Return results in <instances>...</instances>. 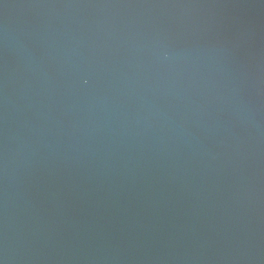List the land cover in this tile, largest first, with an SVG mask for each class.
Here are the masks:
<instances>
[{"label": "water", "instance_id": "1", "mask_svg": "<svg viewBox=\"0 0 264 264\" xmlns=\"http://www.w3.org/2000/svg\"><path fill=\"white\" fill-rule=\"evenodd\" d=\"M0 264H264V0H0Z\"/></svg>", "mask_w": 264, "mask_h": 264}]
</instances>
